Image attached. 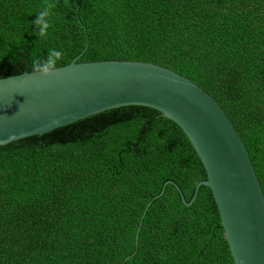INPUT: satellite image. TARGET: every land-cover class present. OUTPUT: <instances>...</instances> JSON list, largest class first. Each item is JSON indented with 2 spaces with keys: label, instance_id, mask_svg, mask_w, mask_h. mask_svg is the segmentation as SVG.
<instances>
[{
  "label": "trees",
  "instance_id": "1",
  "mask_svg": "<svg viewBox=\"0 0 264 264\" xmlns=\"http://www.w3.org/2000/svg\"><path fill=\"white\" fill-rule=\"evenodd\" d=\"M86 43L80 63H152L200 86L264 195V0H0V79L53 48L66 66ZM206 179L183 131L142 106L0 146V264H235L209 188L189 207L171 184L155 200L170 181L189 203Z\"/></svg>",
  "mask_w": 264,
  "mask_h": 264
},
{
  "label": "water",
  "instance_id": "2",
  "mask_svg": "<svg viewBox=\"0 0 264 264\" xmlns=\"http://www.w3.org/2000/svg\"><path fill=\"white\" fill-rule=\"evenodd\" d=\"M86 32V31H85ZM88 48L48 76L0 79V146L41 136L78 120L127 106L154 109L173 121L197 153L235 264H264V195L245 145L221 107L196 83L152 63H80ZM151 203L147 206L149 208ZM145 210V211H146Z\"/></svg>",
  "mask_w": 264,
  "mask_h": 264
},
{
  "label": "clouds",
  "instance_id": "3",
  "mask_svg": "<svg viewBox=\"0 0 264 264\" xmlns=\"http://www.w3.org/2000/svg\"><path fill=\"white\" fill-rule=\"evenodd\" d=\"M54 5L52 3L47 4L43 10H41L34 23L38 26L39 31L37 35L40 38H47L49 35V28L51 27L50 20L48 19L53 15ZM63 56L62 50L55 48L48 52V55L44 58L36 57L32 61V73L48 76L56 71L57 65Z\"/></svg>",
  "mask_w": 264,
  "mask_h": 264
}]
</instances>
